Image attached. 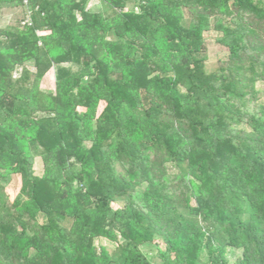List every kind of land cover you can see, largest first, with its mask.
<instances>
[{
  "label": "trees",
  "instance_id": "trees-1",
  "mask_svg": "<svg viewBox=\"0 0 264 264\" xmlns=\"http://www.w3.org/2000/svg\"><path fill=\"white\" fill-rule=\"evenodd\" d=\"M92 1L0 0V264H264V0Z\"/></svg>",
  "mask_w": 264,
  "mask_h": 264
},
{
  "label": "rangeland",
  "instance_id": "rangeland-1",
  "mask_svg": "<svg viewBox=\"0 0 264 264\" xmlns=\"http://www.w3.org/2000/svg\"><path fill=\"white\" fill-rule=\"evenodd\" d=\"M90 7H97L98 4L93 0L90 4ZM3 16L0 17V27L5 26L8 24V22L12 21V19H17L20 17L19 10L17 9H8L3 12ZM205 37V43H206V52L203 54L206 58V70L212 71L214 70L218 64L219 59L226 58V52L220 49L216 43L214 42L216 33L213 31H207L204 33ZM62 67L67 68L69 71H74L77 67L75 65H71L70 63H62ZM56 67V66H55ZM55 67L51 68L49 71H47L42 79V81L39 84V88L43 91H53L55 87ZM21 71V67L17 66L14 69V77H18L19 73ZM256 87L258 89L262 88V83L258 82L256 84ZM259 102H264V97H262ZM240 127L248 128L245 124H241ZM31 150L34 153V155H37V161H35L37 164L35 165V168H37V171L41 170V158L39 155L41 154L40 147H38L35 143L31 145ZM20 177L18 175H12L10 180L5 181V191L8 194V197L10 199H13L17 196L19 189H20ZM94 244L96 246H105L109 251H113L116 248V245L114 242L109 241L105 238H95ZM142 252L150 258L154 263H159V261L156 259V252L157 250L154 247L151 246H145L142 247ZM237 250L229 248L227 252V257L230 261H233L235 257L238 255Z\"/></svg>",
  "mask_w": 264,
  "mask_h": 264
},
{
  "label": "built area",
  "instance_id": "built-area-1",
  "mask_svg": "<svg viewBox=\"0 0 264 264\" xmlns=\"http://www.w3.org/2000/svg\"><path fill=\"white\" fill-rule=\"evenodd\" d=\"M25 23H29L30 24L29 18H26L25 20H22L21 24L23 25Z\"/></svg>",
  "mask_w": 264,
  "mask_h": 264
}]
</instances>
